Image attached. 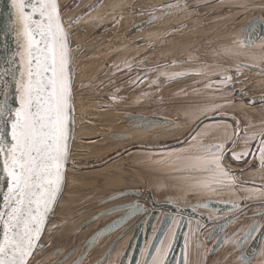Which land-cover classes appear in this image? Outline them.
I'll return each mask as SVG.
<instances>
[{
    "label": "rangeland",
    "instance_id": "rangeland-1",
    "mask_svg": "<svg viewBox=\"0 0 264 264\" xmlns=\"http://www.w3.org/2000/svg\"><path fill=\"white\" fill-rule=\"evenodd\" d=\"M106 1L57 0L60 19L67 31L70 34H84L83 39L70 44L72 77L68 154L70 157L76 152L84 154L72 160V164H100L109 155L133 144L158 145L176 139L180 133L171 130L163 132V129L167 126L173 128L176 122L185 124L193 121L208 111L207 108H199V103L206 105L215 101L206 91H217L222 101L231 103L235 89L226 88L225 84L236 81L244 91L259 89L257 81L262 79L258 80L256 74L250 71L252 68L245 69L241 64L246 62L244 58L256 56L246 40L248 26L254 20L253 14L250 16L253 11L243 6L259 4L262 0H129L117 7L105 5ZM227 17L230 19L225 22L223 19ZM214 21L220 22V28L204 33L203 26ZM172 38L188 40L185 45L172 51L174 47L169 44ZM166 49L168 51L163 54L162 51ZM260 65V68H264V62ZM211 85L212 88L209 87ZM216 87L220 89L215 90ZM200 95L202 97L197 98ZM130 112L164 114L176 117L178 121L169 125L149 124L148 130L130 132L124 125ZM79 120L107 129H102L95 136L80 137L75 133ZM106 123L113 125L106 126ZM119 125L123 127H114ZM116 128L117 133L113 132ZM114 134V138L108 136ZM79 142L87 146L78 149ZM99 144L110 147L93 151ZM91 146L93 150L89 149ZM142 150L144 148L135 147L125 157L112 159L101 166L102 173L119 170L118 180L128 184L126 188L129 185H148L157 193L162 187L159 185L156 188L150 178L153 176L157 181L163 180L160 173L163 172V159H171L172 152L153 150L140 160ZM158 165L162 168L158 169ZM188 165L177 164L179 172L168 173L169 177L179 180L186 174L180 171ZM70 169L77 170L71 165L65 168L66 171ZM251 172L242 176L254 178L259 177V173L264 174L263 169L256 171L257 174ZM184 187L180 191L185 196L189 189ZM171 189V193L178 195V191ZM95 194L100 195H92ZM108 195L90 196L88 200H95L94 203L84 204L85 201H81L80 206L84 204L89 207L84 211L80 209L75 217L91 214L97 209L98 201L102 204ZM59 199L56 207L63 208L65 205L59 203ZM54 221L52 219L50 224ZM213 261L210 263L213 264Z\"/></svg>",
    "mask_w": 264,
    "mask_h": 264
},
{
    "label": "water",
    "instance_id": "water-1",
    "mask_svg": "<svg viewBox=\"0 0 264 264\" xmlns=\"http://www.w3.org/2000/svg\"><path fill=\"white\" fill-rule=\"evenodd\" d=\"M69 35L70 33L60 19L57 0H0V105L6 106L4 116L0 117V137L5 138L7 148V156L0 153V161L3 162L5 168L11 167L10 161L15 150V137L19 124L25 121L31 124L35 120L38 128L42 126L43 140L49 145L48 154L53 160L50 176L52 188L46 196L48 207H52L53 201H55L54 210L45 216L44 201L33 204L32 207L35 211H27L21 210L20 200H16L15 204L10 206L9 202L0 199V264H29L32 262V257L38 250L43 236L46 237L49 231L58 225V221L50 223L60 196L59 193L57 197L56 188L58 185L60 186L61 180L63 181L62 175L66 172L64 165L66 163L76 167L69 161L70 156L68 154L72 77V53L68 41ZM263 35L264 21L262 18L255 19L247 31L246 40L249 44H254ZM244 65L248 66L249 64ZM235 85L236 83H232L226 87L233 88ZM234 94L231 99L233 104L239 103L241 96L248 100L249 105L264 103V92L246 95L242 89L236 88ZM229 115L236 119L234 115ZM127 116L130 125L137 127V130H148L149 124L159 126L171 122L165 116L155 113L130 112ZM216 117V115L203 117L190 130L189 135L200 123ZM166 130L169 129L166 127ZM186 139L177 142V145ZM135 147L148 150L164 149L158 145L133 144L108 157L101 164H107L123 152ZM221 162L225 169L233 174V182L236 185L233 186L234 189L238 190V187L242 189L246 185L264 188V183L241 179L240 172L247 168L235 169L226 162L224 155ZM90 166L82 167L89 169ZM260 179L262 180L264 177H260ZM5 190L6 185L0 181V194ZM126 194L129 193L125 190L111 193L104 199L103 203ZM8 196L15 199L12 197L11 191H9ZM242 196L243 194L240 192L234 196L241 197L240 205L242 207L238 210L235 209L237 203L230 204L224 200L211 199L204 204L205 207H202V210L213 214L212 216L209 215L210 218H220L208 220L207 217H204L206 226L213 227L211 233H216L224 226L231 224L232 218L243 208L257 203L264 205L262 200L254 203L246 202V200L254 198L253 193H250L246 199H243ZM260 198H264V192L260 194ZM160 207L161 205H155L153 210L144 212L127 226L125 231L131 230L132 233L125 251L120 256L119 264H130V261L135 260L143 241L147 242L150 235L155 234L152 242L154 245L157 238L166 231L170 224L169 216L164 217L160 225L156 227ZM172 211L173 209L170 212ZM224 213L228 214L219 217ZM260 213L264 214V211ZM147 214L146 219L142 220ZM97 218L98 216L94 214L89 221L83 222L82 226ZM183 228L184 226L177 229L172 237L162 264H176V261L177 264H182ZM121 236L122 234L115 241L119 240ZM261 241H264L263 224L254 236L249 250H245L246 256L249 258L253 256ZM218 244L219 242L215 246Z\"/></svg>",
    "mask_w": 264,
    "mask_h": 264
},
{
    "label": "flooded vegetation",
    "instance_id": "flooded-vegetation-1",
    "mask_svg": "<svg viewBox=\"0 0 264 264\" xmlns=\"http://www.w3.org/2000/svg\"><path fill=\"white\" fill-rule=\"evenodd\" d=\"M167 51L168 49L162 51V53L164 54ZM172 51H175V47L172 49ZM244 64L245 63L242 65ZM260 72L264 74V70L262 69H255L254 71L256 74ZM216 80L220 81V79ZM232 83H236V85L233 86L234 89L239 88L236 81L229 82L225 84V86ZM209 87L212 88L213 86L211 85ZM243 92L246 95L254 94L250 91L243 90ZM240 100L245 105L261 107L260 111L264 115V103L249 105L248 100L244 99L242 96ZM160 115L164 116V114ZM208 115L217 114L213 113ZM208 115L204 114L193 120L190 127L181 137L169 140L165 143L162 142L158 144V146H162L164 149H166L177 146V142L179 143V141L183 140L184 138H187L186 140H188L205 122L200 123L193 133L189 135L190 130L194 127V125L200 122V119ZM232 124L234 127H236V131L232 140H230L226 145V158H228L231 163L236 164L242 169L247 168L242 170L240 173H243L249 169L264 170V129L254 132L253 136H251V138L248 139L246 143L240 146V136L242 133H244V129L235 121H232ZM165 146L168 147L165 148ZM235 148L241 150L239 153L242 152L245 155L238 159H231L230 153H232ZM133 149L134 148L123 152L116 158L125 157L127 154L131 153ZM118 152L120 151L118 150L114 154ZM114 154H111L110 156ZM104 161L105 160L102 162ZM230 175L232 180H234L233 174L231 173ZM263 175L264 174H261V176H256L254 178H244V176L241 174L239 176L243 180L264 183V179H260V177H263ZM239 185L242 186V184ZM247 187L252 186L246 185L245 188L238 190L244 193L249 189ZM252 188L259 190L258 196L251 200H246V202L254 203L260 202V200L264 201V198H260V194L264 192V188H256V186H253ZM124 190L128 191L129 194L115 197L102 204L98 201V206L95 210V213H91L92 216L94 214L97 215V219L87 223L85 226H82L81 223L72 231L70 230L67 232V236L71 233V238L76 236L78 239L73 241L74 244L67 250L61 248L60 245H56L57 247L53 249L52 254L55 256H62L59 259H54L52 264H119L120 256L125 251L128 239L132 233L131 230L125 231L127 226L144 212L153 210L155 205H161L160 214L156 219V227L160 225L166 216H169L170 224L168 225L166 231L157 238L154 245H152V242L154 240L155 234L150 235V238L147 242L143 241L135 260L130 261V264H162L172 237L176 233L177 229H181L183 226L184 247L182 251V264H211L210 262L213 260V264H264V241L260 242L256 253H254L253 256H250V258L246 256L245 253V250L248 251L251 247L252 240L259 228L262 226V224L264 225V214L260 213L264 211V205L257 203L243 208L235 217L232 218L231 224H228L226 227L224 226L216 233H211L213 227L211 228L209 225L206 226L204 217H207L208 220L220 218H210L209 215L212 216V214L207 211L205 212L202 210V208H198L195 205L181 204V201L174 199L173 196L170 200L166 199L164 196L158 197L148 185H129V187L117 192H122ZM251 192L252 191L249 189L247 193L243 194V199H246L248 193ZM240 198L241 197H236L230 200H218V198L215 197L212 199L217 201L224 200L230 204L237 203L238 205L235 209L238 210L240 207H242V205H240ZM171 209H173L172 212H170ZM227 214L228 213L221 214L219 217L226 216ZM147 216L148 214L142 218V220L146 219ZM102 219H104V221ZM238 221L239 223H236ZM62 225L64 224L58 223L55 229L49 231L44 240L40 243L38 250L33 255L32 264H39L38 261H40L39 257H41L40 255L42 251L49 245L50 247H53L51 246L54 239L52 234L56 233V229ZM120 234H122L120 239L115 241V239ZM217 242H219V244L215 246ZM133 248L131 254L133 252Z\"/></svg>",
    "mask_w": 264,
    "mask_h": 264
},
{
    "label": "crops",
    "instance_id": "crops-1",
    "mask_svg": "<svg viewBox=\"0 0 264 264\" xmlns=\"http://www.w3.org/2000/svg\"><path fill=\"white\" fill-rule=\"evenodd\" d=\"M244 9H247L248 11H253L250 16L253 19H260L264 21V16L262 13H264V2L263 0L259 4H252L248 3L243 6ZM253 20V21H254ZM250 26H248L249 30ZM224 39H221V41ZM227 42V41H225ZM247 45L251 49L254 50L256 53V56L254 58H244L246 62H242L245 64H249L248 66H245V69L252 68L253 70H250L251 72H254L255 69L259 70L264 68H260V63L264 62V35L263 37L257 41L254 44H249L247 42ZM257 58V59H255ZM238 62V61H237ZM239 63V62H238ZM241 64V63H240ZM241 64V65H242ZM256 74V73H255ZM207 75V73H205ZM257 78L262 79V83L264 84V74L262 72L256 74ZM202 89V88H200ZM220 88H215V90H219ZM259 90V89H258ZM251 92V91H250ZM258 92H264L263 91H252L251 93H258ZM198 93V92H196ZM206 93L212 97V100L210 103L200 104L199 108H204V113L202 115H208L216 113L217 117L213 119H209L204 121L205 123L202 124L198 130L186 141H184L181 144H178L175 147L166 148V149H157V150H167V152H172L173 155L171 159H168L167 157H164L163 162V168L161 165H158V169H163L162 173V179H158V186L161 185L162 189L157 191L158 197H165L166 199H171L173 196L174 199L181 201V204L184 205H195L198 208L205 207L204 204L211 200L212 198L217 197L218 200H230L234 199L236 194L240 192V194H245L250 189L254 194V198L258 196V191L255 188L247 187L249 188L244 193L241 191H238L234 189L236 186L234 185V182L231 178V173L225 169V167L222 164V156L224 155V158L226 162L231 166H237L234 163H231L228 158H226V145L230 140H232L233 135L236 131V127L232 124V121H235L237 124L241 125L244 129V133L240 136V146L247 142L248 139L253 136L254 132H257L258 130L264 129V115L261 113L260 109L261 107H252L243 104V102L239 103H230V102H224L222 101L217 91H206ZM202 95L197 96V98H201ZM211 108V110H209ZM236 109V110H234ZM198 113H196L197 115ZM229 114L234 115L236 119L232 118ZM200 115V116H202ZM165 116V115H164ZM167 120H170L171 122H168L167 125L171 124L172 122L178 121L176 117L171 118L170 116L166 115ZM192 123V120L185 122L187 126L183 122H176L173 126V128H170V126H167V129L175 132L180 133L179 137H181L189 128ZM166 128L163 129V132H165ZM165 140V139H163ZM238 147V146H237ZM236 149V148H235ZM234 149V150H235ZM233 150L231 155V159H238L240 157H243L244 153H239L241 150L236 149ZM150 152L144 153L140 160H143L146 155H149L152 153L153 150H149ZM167 156V155H165ZM179 156V157H177ZM161 158V156L159 157ZM191 162L193 164L191 165ZM189 163L187 168H183L180 172L182 174L186 173L184 176L179 178V181H181L180 187L183 188L184 186L188 188L189 190H186L185 193L187 195L184 196L183 192H179V194L171 193L172 190L168 185V177L169 175H172L174 173L179 172L177 170L176 165H182ZM261 169H249L248 171H253L255 174L256 171H259ZM167 173V174H166ZM169 173V175H168ZM243 173H240L243 175ZM166 175V176H165ZM189 175V176H187ZM164 176V177H163ZM259 176H261V173H259ZM153 177V176H152ZM187 177V178H186ZM170 179H174L171 176ZM152 181H157L156 179H151ZM176 180V179H175ZM178 181V180H176ZM162 182V184H160ZM163 185V186H162ZM151 189L153 187L149 186ZM184 187V188H185ZM241 189L240 187H238ZM245 188V187H244ZM171 193V194H170ZM250 193H248L249 195ZM247 195V196H248ZM227 202V201H226ZM213 215V214H212Z\"/></svg>",
    "mask_w": 264,
    "mask_h": 264
},
{
    "label": "bare ground",
    "instance_id": "bare-ground-1",
    "mask_svg": "<svg viewBox=\"0 0 264 264\" xmlns=\"http://www.w3.org/2000/svg\"><path fill=\"white\" fill-rule=\"evenodd\" d=\"M129 0H107L105 2V5H110L113 7H117L119 4L123 5L125 3H127ZM144 1V0H143ZM151 1V0H150ZM230 19V17H227L226 19H223L225 22H227ZM169 25V24H168ZM239 25V24H238ZM237 25V26H238ZM223 27V25H221ZM220 28V22L214 21L212 23H206L203 28L202 31L204 33H208L214 30H218ZM246 34V33H245ZM83 33H74V34H70L68 36V41L69 44H71L74 40H81L83 39ZM214 36H217L214 34ZM188 39H182V38H172L169 42V44L172 47H181L183 45H185L186 41ZM88 44V42H87ZM258 80H261L260 78H258ZM258 86H259V90H254V91H263L264 88H261V85H264L261 81H257ZM254 86V85H253ZM239 105V103L237 104ZM236 110V109H234ZM77 122V121H76ZM124 125L128 127V129L130 130V132H132L133 130L138 129L137 127L130 125V122H128V120H124ZM106 126H111L113 125V123H106ZM114 127H120L122 128L123 125H119V126H114ZM106 130L107 128L104 127L102 128L101 126H94L91 124H88L86 122H84V120H79L76 123V127H75V133L77 136H95V134H99L101 130ZM111 132V131H109ZM115 133L119 132L118 129L116 128L115 131H113ZM111 138L115 137L114 135H108ZM99 141V140H98ZM138 144H146V143H138ZM100 145V144H99ZM114 145V144H111ZM85 144H81V142L78 143V149H80V147H84L85 148ZM110 147L106 146H98L97 149H92L93 146H91L89 149H92L93 151H99V150H104L106 148ZM88 149V147H87ZM150 152L147 149H144L141 151L140 154H144V153H148ZM84 155V154H83ZM81 153H74V156L69 157V161L72 162V160L74 159H78L80 157L83 156ZM110 156V155H109ZM104 164H92L90 166L89 169H84L82 166L83 165H79L76 166L77 170L74 169H70L68 171H66L65 173H63L64 175H62L63 181L61 180V184H60V195L62 194V196L59 199V203L64 204L65 206L63 208L60 207H56L54 214H53V219L55 221L58 222H63L62 226H60L58 229H56L57 231H55L56 233L52 234L53 236V244L50 245L44 249L41 253V257L40 261H38L39 264H52L54 259H59L62 255H53V249L56 248V245H60L61 248H63L64 250H67L69 248L72 247V245L74 244L73 241L77 240L78 237L74 236L71 238V233L67 236V232H69L70 230L72 231L73 229H75L77 226H79L81 223H83L84 221H89L91 219V216L93 214V212L95 213V211L92 212V214H90L88 216V214L86 215H80V216H76V214L80 211H84L86 209V207L89 206H85L84 204L86 203H94L95 200H88V198L90 196H104L110 193H114L117 191H120L124 188H126V186H128V184H126L124 181L122 180H118L119 176H120V171L116 170V172L113 173H109V172H104L102 173V168L101 166ZM237 170H240L241 168L239 166H232ZM127 171V169H126ZM132 171V170H131ZM134 172V171H132ZM252 173L251 171L245 172L243 173L244 176H247V174ZM153 177L151 176V179ZM66 179V180H65ZM169 181V187L170 188H174L175 192L178 191V194L180 192V189H182L180 187L181 185V181H176L174 179H170L168 178ZM154 185L156 186V188L158 187V181L154 182ZM64 185V186H63ZM94 193H98L100 195H92ZM88 200V201H87ZM81 201H85L83 205H79V203ZM77 212V213H76ZM104 221V219H102ZM49 227V226H48ZM45 238V236H43V238L41 239V241H43ZM55 242V244H54ZM33 263V262H32Z\"/></svg>",
    "mask_w": 264,
    "mask_h": 264
},
{
    "label": "snow or ice",
    "instance_id": "snow-or-ice-1",
    "mask_svg": "<svg viewBox=\"0 0 264 264\" xmlns=\"http://www.w3.org/2000/svg\"><path fill=\"white\" fill-rule=\"evenodd\" d=\"M5 110L6 106L0 105V117L4 116ZM48 149L49 145L43 140L42 126L38 128L35 120L31 124L27 121L19 124L15 137V150L10 161L11 167L5 168L0 161V181L6 185V190L0 194L2 201L9 202L11 206L16 200H20L21 210L27 211H35L33 204L44 201L45 216L54 210L55 201L52 207H48L46 201V196L52 188L50 176L53 166ZM0 153L7 156L4 137H0ZM64 166L67 167V164L65 163ZM60 190L58 185L57 197ZM9 191L15 199L8 196Z\"/></svg>",
    "mask_w": 264,
    "mask_h": 264
}]
</instances>
